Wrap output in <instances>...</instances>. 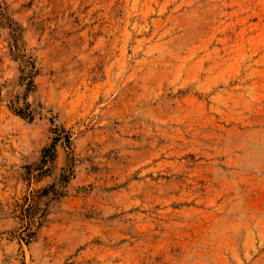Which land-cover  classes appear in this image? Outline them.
Returning a JSON list of instances; mask_svg holds the SVG:
<instances>
[{
    "label": "rangeland",
    "instance_id": "obj_1",
    "mask_svg": "<svg viewBox=\"0 0 264 264\" xmlns=\"http://www.w3.org/2000/svg\"><path fill=\"white\" fill-rule=\"evenodd\" d=\"M0 264H264V0H0Z\"/></svg>",
    "mask_w": 264,
    "mask_h": 264
},
{
    "label": "trees",
    "instance_id": "obj_2",
    "mask_svg": "<svg viewBox=\"0 0 264 264\" xmlns=\"http://www.w3.org/2000/svg\"><path fill=\"white\" fill-rule=\"evenodd\" d=\"M50 148H51V149L53 148V144H51L49 147H45V148L43 149V153H44V155L46 154V152H48V151L50 150Z\"/></svg>",
    "mask_w": 264,
    "mask_h": 264
}]
</instances>
